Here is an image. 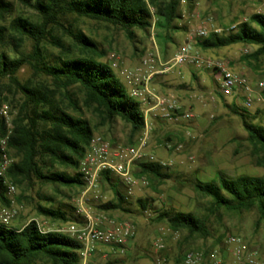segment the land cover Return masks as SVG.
Wrapping results in <instances>:
<instances>
[{
    "label": "trees",
    "instance_id": "trees-1",
    "mask_svg": "<svg viewBox=\"0 0 264 264\" xmlns=\"http://www.w3.org/2000/svg\"><path fill=\"white\" fill-rule=\"evenodd\" d=\"M21 1L35 12L37 18L15 16L7 26L0 25V44L11 45L17 54L10 56L6 51H0V81L8 79L22 95L10 127L0 118V138H6L4 152L13 158L5 172H0L2 205L9 203L5 181L25 189L49 185L59 193L61 187L82 189L78 165L93 129L82 116L80 104L69 93L71 87L79 88L83 107L96 114L98 125L110 124L119 118L129 126L133 139L144 128L141 104L130 96L109 63L103 61L106 51L100 49L95 40L81 30L64 24V17L74 15L103 22L124 31L130 39L135 36L136 29L149 30L153 26L156 37L163 43L172 40L171 32L181 29L174 23L180 17V0ZM191 2L187 1L190 6ZM9 8L8 2L0 0V14L8 13ZM56 29L68 38L67 42L54 33ZM24 39L32 41L29 52L19 50ZM238 43L257 47L252 54L255 61L264 54V12L252 13L230 32H211L204 38H197L195 46L206 51ZM48 44L57 53L50 52ZM24 65H29L35 74L49 79L52 88L44 84L20 82L17 72ZM178 87L184 86L179 84ZM231 105L247 133L251 158L256 166L263 167L264 126L255 122L257 117L250 115L246 108L237 106L233 99ZM231 140L235 142L237 139ZM129 142L132 144V139ZM2 153L0 145V158ZM234 153H238V150L234 149ZM68 168L73 173H69ZM133 172L156 185L172 178L168 166H161L158 161L137 163ZM111 177L113 174L108 171L100 173L99 181L107 183L114 193L111 200L99 206L100 209L130 212L125 195L118 189L119 184H116L122 183L121 179L116 176V182H112ZM179 183L207 197L210 214L220 209L235 212L254 209L257 221L264 225V175L240 174L229 177L217 171L208 181L193 177L180 178ZM37 196L39 201L35 210L38 215L53 221H77L76 216H73V207L69 214L57 205L55 196L42 192H37ZM16 200L20 201V197ZM137 203L141 209L148 207L145 199H138ZM206 217L191 211L164 208L157 211L156 219L164 221L172 231H185L187 237L205 238L209 236ZM81 247L77 240L66 233L41 231L35 220L21 227L0 224V264H80Z\"/></svg>",
    "mask_w": 264,
    "mask_h": 264
},
{
    "label": "rangeland",
    "instance_id": "rangeland-1",
    "mask_svg": "<svg viewBox=\"0 0 264 264\" xmlns=\"http://www.w3.org/2000/svg\"><path fill=\"white\" fill-rule=\"evenodd\" d=\"M4 1L10 4V11L0 14V25L7 26L15 16L37 18L35 12L21 0ZM187 1L180 0L178 8L180 17L174 23L181 26V29L171 32L172 40L167 43L158 40L153 26L149 30L136 29L135 36L130 39L124 31L88 18L68 15L63 18V22L95 40L99 48L106 51L103 61L109 63L111 57L117 58L119 70L114 69V71L129 91L130 85L121 75L120 69H134L139 65L140 60L150 53L155 60V68L161 69L160 63L169 62L177 49L184 44L185 39L194 37V30L198 26L206 25L209 33L215 29L220 33H227L240 22L248 19L252 13L264 12V0H192L191 6ZM54 33L61 36L64 41H68L60 30L56 29ZM31 45L30 39H24L19 50L29 52ZM256 48L255 45L241 43L206 51L196 47L204 56L229 61L235 71L246 74L252 80H264V54L255 61L252 54ZM48 49L52 53H57V50L49 44ZM2 50L10 56L17 55L11 45L0 44V51ZM190 66L174 65L163 73L154 74L149 82L155 92L174 96H176L174 92L166 88V82L179 83L183 86L187 83L193 88L191 97H189L190 90L182 98L176 96L182 107L190 110L193 118L179 123L152 120V129L148 134L146 150L158 160L170 163L168 172L172 178L159 185L154 182H148L146 185L137 183L132 187V193L127 195L124 185L121 182L117 183V177L113 175L111 181L119 184L118 189L125 195L126 206L130 212L100 209L101 204L114 196L113 190L107 183L99 181L97 189L87 194L84 206L91 216L103 215L110 221L116 223L129 221L135 226V236L132 240L136 245L132 252L127 254L125 251L121 255L109 253L99 264H158L157 259L162 260L160 264H179L186 249L201 251L222 249L223 239L229 232L241 235L249 247L257 248L264 256V225L257 221L256 210L235 212L220 209L210 214L207 209L209 199L196 194L188 185L179 183L180 178L193 179L194 175L201 171L203 178H213L217 171L229 177L240 174L264 175V166H256L250 156L247 133L240 117L232 111V98L222 97L214 92L216 85L213 73ZM17 78L22 83L44 84L52 88L51 81L35 74L29 65H24L17 72ZM201 85H204L210 93L203 95ZM0 86L2 100L0 118L5 122L2 115V110H5L11 123L22 101V95L6 78L0 81ZM69 93L82 107L81 114L90 122L93 134L103 136L114 145L131 144L129 142L131 139L132 144L136 142L138 137L131 138L129 126L119 118L110 124L98 125L99 118L96 114L91 109L83 107V96L77 86L71 87ZM246 110L250 115L257 117L255 122L264 126V89L257 92L251 107ZM69 111L73 113L72 109ZM232 138L237 140L234 142ZM234 149H237L238 153H234ZM8 157L13 161L12 157ZM67 171L73 173L69 168ZM15 189L13 195L6 192L9 203L0 204V212L11 205L17 209V214L7 225L21 227L30 220H37L44 229L48 230L65 228L68 223L38 215L35 210L39 201L37 192L55 196L57 205L69 214L73 210L71 207L74 208L73 200L80 192V190L61 187L59 193L49 185L40 188L35 186L33 189L15 186ZM18 196L20 201L16 200ZM138 199L147 200L148 207L141 209L137 203ZM164 208L191 211L207 216L206 226L209 236L187 237L185 231H172L164 221L156 219L157 211ZM76 219L83 220L82 217ZM156 240H160L163 244L162 248L155 245ZM97 249L101 255L110 251L104 246H98Z\"/></svg>",
    "mask_w": 264,
    "mask_h": 264
},
{
    "label": "built area",
    "instance_id": "built-area-1",
    "mask_svg": "<svg viewBox=\"0 0 264 264\" xmlns=\"http://www.w3.org/2000/svg\"><path fill=\"white\" fill-rule=\"evenodd\" d=\"M213 32L220 33L218 29ZM206 25H200L194 30V37L188 39L173 54L169 62L160 63L161 69L155 68V60L152 54L145 55L134 69H120L126 82L130 85L129 94L139 101L143 110L144 128L133 144L114 145L108 139L99 134H93L88 142L87 148L78 165L83 187L77 197L74 198V216L82 217L81 221L68 222L65 228L54 229L66 233L81 244L80 264H90V256L97 250L98 246L109 248L104 253L121 255L126 251V246L135 236V226L129 221L114 222L105 216H91L85 208L87 194L95 191L99 186L100 173L108 171L121 179L126 194L132 193V187L137 183L148 184L144 176H136L133 172L137 163L158 161L161 166H169L170 163L158 160L146 150L148 134L152 129V120L165 122H187L193 118L189 109H184L176 96L172 94H160L155 92L149 82L154 74L163 73L174 65L188 64L196 68H203L214 75L216 88L215 93L222 97H231L237 106L242 108L251 107L258 91L264 89V80H252L246 74L235 71L229 61L204 56L195 47L196 38L208 36ZM196 37V38H195ZM109 65L119 70L117 58H110ZM7 127L10 122L5 110H2ZM5 139L0 138L1 169L3 173L12 163L5 151ZM7 193H15V185L5 181ZM12 204V203H11ZM17 214L14 205L0 212V224L7 225ZM41 231L44 229L40 222L35 220ZM158 248L163 244L160 240L155 241ZM157 259V263H161ZM180 264H264V256L257 248L249 247L243 237L236 232H229L223 239L222 249H211L207 253L200 250L186 249Z\"/></svg>",
    "mask_w": 264,
    "mask_h": 264
},
{
    "label": "crops",
    "instance_id": "crops-1",
    "mask_svg": "<svg viewBox=\"0 0 264 264\" xmlns=\"http://www.w3.org/2000/svg\"><path fill=\"white\" fill-rule=\"evenodd\" d=\"M187 41V39H185L184 43ZM191 67V66H190ZM192 69V68H191ZM166 88H168L169 90L173 91L174 94L179 97V98H182L185 96V93L186 92H189L190 90V95L189 97H191V90L193 89L192 87H190L187 83L185 84L184 87L182 88H179L178 85L179 83H173V82H166ZM201 88H202V94H207V93H210L207 91L206 87L204 85H201ZM190 106V105H189ZM188 106V107H189ZM194 177H197L199 178L200 180H203V181H208V180H211L212 178H203L202 177V171L197 173V175H194ZM136 245V242L134 240L132 241H129V243L127 244L126 246V252L127 254H130L133 250V248L135 247ZM105 260L104 259V255H101L98 253V249L90 256L89 258V262L90 264H99L101 261Z\"/></svg>",
    "mask_w": 264,
    "mask_h": 264
}]
</instances>
